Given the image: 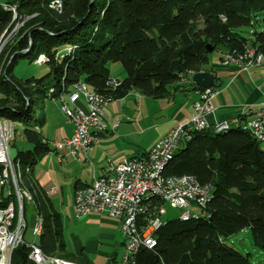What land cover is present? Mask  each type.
Here are the masks:
<instances>
[{
    "label": "trees",
    "instance_id": "obj_1",
    "mask_svg": "<svg viewBox=\"0 0 264 264\" xmlns=\"http://www.w3.org/2000/svg\"><path fill=\"white\" fill-rule=\"evenodd\" d=\"M16 2L15 19L0 4V39L16 23L24 24L0 54V116L22 125L32 146L12 159L16 183L42 220L41 234L31 245L48 258L93 264L83 254L66 252L61 215L36 179L39 162L53 151L40 131L46 102L68 95L80 82L111 101L134 90L163 99L185 75L208 71L215 52L222 54L221 61L229 53L246 54L248 47L264 54L263 31L243 35L246 28L264 26V0H63L59 11L49 0L10 3ZM40 56L54 76L50 83L14 75L19 58L36 63ZM112 63L125 73L114 89L106 84ZM163 174L192 176L212 187V197L204 217L167 220L154 233L156 246L141 248L135 264H252L251 255L226 244L245 229L264 253V151L250 133L231 128L197 134ZM8 203L4 199L0 208ZM153 204L163 209L161 200ZM31 245L15 248L11 264H32Z\"/></svg>",
    "mask_w": 264,
    "mask_h": 264
},
{
    "label": "built area",
    "instance_id": "obj_2",
    "mask_svg": "<svg viewBox=\"0 0 264 264\" xmlns=\"http://www.w3.org/2000/svg\"><path fill=\"white\" fill-rule=\"evenodd\" d=\"M9 11L16 15L14 3H10ZM261 54L255 53L248 47L244 55L230 53L224 55L221 63L222 65L240 64L246 69L249 65H261ZM43 57L40 56L36 63H41ZM106 84L114 89L120 84V80L109 78ZM52 92L53 90H50V93ZM217 95L218 90L214 86L199 90L190 120L170 130L149 151L132 156V161L123 160L117 166H111L108 173L94 178L90 184L80 186V194L74 195V214L77 219L90 215L107 216L120 221L122 235L130 234L127 258H121L119 264H135L137 253L144 248V240H153L152 248H154L156 246L154 233L167 221L163 219L166 211H161L160 206L153 204L151 208H148V215L142 217V223L132 224L134 211L141 207V197L149 194V189L159 188V194L168 197V205L178 211L177 218L180 220L188 221L193 219V215L206 212L204 199L212 192L211 186L201 185V192H193L190 189V182H197V180L192 176L155 177V165L159 162L164 150L168 149L170 143L185 142L187 127L250 126L251 136L259 144H264V101L249 112L250 119L247 121L234 118L229 122L215 121L211 124L207 118L215 113L213 99ZM80 99L84 100L86 110L77 106ZM110 102L112 101H108V98L101 94L92 95L88 90H84L82 82L72 88L71 112L60 110L73 127L72 134L53 142L54 148L65 147V154H58L60 158L77 157L80 154L86 156L92 150L93 146L98 143L100 135L106 131L103 115L104 108ZM0 130L7 131V140H0V150L4 176H9L7 155L15 138L16 125L0 120ZM78 161L81 160L78 159ZM56 191L55 187L48 189L49 195ZM4 199L8 200L9 209L3 210L0 218V262L2 264H6V256L11 253V248H17L24 243V232L27 227L25 200L16 193L11 180L8 190H1L0 183V202ZM33 256L35 257L34 253Z\"/></svg>",
    "mask_w": 264,
    "mask_h": 264
},
{
    "label": "crops",
    "instance_id": "obj_3",
    "mask_svg": "<svg viewBox=\"0 0 264 264\" xmlns=\"http://www.w3.org/2000/svg\"><path fill=\"white\" fill-rule=\"evenodd\" d=\"M215 53L214 56H210L207 68L209 69L208 72H212L214 75V85L218 90V95L213 99L215 113L213 116H208L207 120L211 124L215 121L229 122L234 118L247 121L250 119L249 112L264 101V59L261 65H249L244 69L243 65L240 64L222 65V54L220 52ZM110 78L116 77L110 74ZM198 88L199 87L192 82L191 76L185 75L180 82L171 87L168 97L153 99L156 100V102H153L156 108L155 113L149 110L148 98L146 97V99L145 96L135 90L130 92H134L138 95L137 100L135 99V105L132 103L133 96L129 99L128 95L130 93L123 99L110 102L106 105L107 110L104 108L103 115L106 131L100 135L98 143L93 146L92 150L89 151L86 156L80 154L77 157H59V162H55L59 164V166L55 164V177L58 179L60 187L53 182L52 178L51 181L50 178L47 180L48 183H44L43 180L47 178L48 173L42 172L40 169L35 172L38 184L45 190L51 201L52 195L54 194L49 195L48 189L55 187L57 189L55 193H57L60 188L63 193L62 184H68L70 189L69 211L73 212L75 189L82 185L90 184L94 178L108 173L111 166H117L123 160L128 161L136 154L149 151L156 142L168 134L175 126L190 120L193 114V104L198 99ZM63 99L68 101V95L63 96ZM151 99L152 98H149V101H151ZM50 101L53 104L51 113H53V111L56 113L58 111L60 112L59 100L55 99ZM143 105L146 109H144ZM77 106L86 110V104L83 99L77 102ZM137 109L141 112L142 116H144L143 113L146 111L149 117L155 114L156 116L161 115L162 117V122H157L152 125L154 128L162 126L161 133H159L156 139L149 145L150 147L144 150L138 147V145H131V143L127 141L130 133H128L127 128L123 127L127 125L125 123L130 125L134 123L132 122L134 120L133 118H135L134 116L137 118L139 117V114L131 115V112L133 113V111ZM44 115L45 123L43 126H45L47 119L46 113H44ZM62 118L64 122L59 128H65V134L61 135L55 142L69 137L72 134V125L63 115ZM121 129L126 133L120 132ZM42 130L43 127L40 130L41 135ZM44 139L52 148L53 151L51 153L53 156L65 154V147L54 148L53 142L49 141L47 138ZM131 146H133V148ZM62 148L63 150H61ZM78 159L81 161H78ZM83 173L87 174L85 178L83 177ZM57 211L61 215V220H63V214L59 210ZM36 217L38 219L37 215ZM67 220H69L68 217ZM76 220H74L72 224L75 232L73 235L66 237L63 230L66 252L73 256L83 254L93 264H119L121 258H123L125 254L124 238L121 234L120 221L101 215H90L81 219L76 218ZM33 221L34 218L32 217V222ZM26 224L24 242L28 228L27 219Z\"/></svg>",
    "mask_w": 264,
    "mask_h": 264
},
{
    "label": "rangeland",
    "instance_id": "obj_4",
    "mask_svg": "<svg viewBox=\"0 0 264 264\" xmlns=\"http://www.w3.org/2000/svg\"><path fill=\"white\" fill-rule=\"evenodd\" d=\"M15 1L16 0H0V4L6 3V2L10 3V2H15ZM15 18H16V15H13V19ZM23 25H24L23 22L16 23L14 27L12 28V31L9 34L2 36V38L0 39V54L2 53L7 43L11 40L12 36H15L19 32V30L22 28ZM263 28H264L263 24L255 25L254 28H246L245 33L243 35L245 37H248V32L251 29L256 30L257 32H260V31H263ZM215 54L216 53H213L212 55L214 56ZM109 70H110L111 76L116 77L120 81L124 79L125 73H124L123 67L120 64L118 63L110 64ZM14 75L20 80H26V79L33 78L35 80H42L45 83H50L54 78L53 74L50 73L49 65L28 63L25 59H21V58L17 60L14 66ZM128 96H129V99L132 98L133 96L132 103L133 105H135V99L137 100L138 95L132 92ZM32 99L33 101H35L36 99L35 95L32 96ZM25 102L26 104H28L29 102L28 99H26ZM147 102L149 103V110L155 113L156 108L154 106L155 103L153 102H156V100L151 99V101H149V98H148ZM52 105L53 104L51 103L50 100L47 101L45 104L44 113H46L47 119H46L45 126H43L42 136L44 138L49 139V141L51 142H55L56 139H59L61 135L65 134V128H62V129L59 128V126L63 124L64 120L59 111L57 113L55 111L51 113ZM105 109L107 110V107H105ZM144 109H146L145 106H144ZM136 114H139V117L137 118L136 116H134L135 118H133L134 120L132 121L134 123H131V125L128 123H125L127 125L123 126L124 128H127L128 133H130L127 141L130 142L131 145L133 146L138 145V147H140L143 150L148 149L150 147L149 145L156 139V137L162 131V126H158L154 128L152 125L157 122H162L161 121L162 117L161 115L156 116V114L149 117L146 111L143 113L144 116H142L141 112L138 109L136 111H133V113L131 112V115H136ZM0 118L2 120L7 119L1 116ZM7 120L11 121L10 119H7ZM16 130L17 131L15 133L14 141L11 143L10 149H9L12 159H14L19 152H26V151L32 150V146L28 144L24 138L22 125H18V126L16 125ZM120 132H124V131L121 129ZM204 133L212 134V131L209 129V130L204 131ZM133 146L131 147L133 148ZM260 148L264 151V144H260ZM61 150H63V148ZM55 162H59V155L53 156L52 153L47 154L41 159L38 166L36 167V170L40 169L42 172L48 173L47 178L43 180L44 183H48L47 180H49L50 178V181H51V178H52L53 182L57 184V186L60 187V185L58 184L59 181L55 177L56 175L55 174L56 172L55 164H57V166H59V164ZM86 176L87 174L83 173V177L85 178ZM12 177L13 176L10 175L9 180H11L13 187L15 188V191H16V188L19 190L20 188L18 187L16 183V175H15V180H14V177L13 178ZM62 187H63V193L61 192L59 188V191L57 193H54V195H52V203L55 209L59 210L63 214L62 225H63L64 235H66V237H70L71 235L75 233L72 227V224L74 220H76V217L74 214V210L73 212L69 211L70 209L69 186L68 184H62ZM19 195H22V193H20ZM23 196L24 195H22V197ZM24 200L26 204L25 206L26 219L28 221V228L25 234V243L27 245H31L37 239L36 237L33 236L32 232L34 231L39 218L37 219L36 217L35 210L33 206L31 205V200L28 201V199L26 198ZM163 211H166V214L163 217L164 220L175 219L178 215V211L170 208V206L167 203L164 204ZM196 215H199V214H196ZM32 217L34 218L33 222H32ZM67 217L69 218V220H67ZM226 244L234 247L239 253H241L244 256L248 254L251 255L250 260L252 264H264V253L262 251H259L253 246L252 236H251L249 229L243 230L238 236L229 237L226 240Z\"/></svg>",
    "mask_w": 264,
    "mask_h": 264
},
{
    "label": "bare ground",
    "instance_id": "obj_5",
    "mask_svg": "<svg viewBox=\"0 0 264 264\" xmlns=\"http://www.w3.org/2000/svg\"><path fill=\"white\" fill-rule=\"evenodd\" d=\"M62 1L63 0H49V3H50V6L52 9L59 11L62 8ZM17 2L14 3V11H16ZM1 6L5 10L9 11L10 3H8V2L2 3ZM59 57H60V59H64L65 56L63 54H60ZM263 59H264V54H261V61H263ZM44 62H45V59L43 58L42 62L38 63V64H43ZM82 88L84 90H88L89 93L92 95H100L94 91H91L83 83H82ZM108 101H111V100L108 99ZM59 102H60V110L63 109V112H71V106H70L71 105V103H70L71 102V93L68 94V101H65L63 99V97H61V98H59ZM0 120L3 121L4 123L13 124L11 121H9L7 119L2 120L0 118ZM231 128H241L243 131H246V132L251 134L250 126L221 125V126H216V127H202V126L187 127V139L185 140V142L170 143L168 149L164 150V153L162 154L161 158L159 159V162H157L155 165V177L156 178H164L163 173H164L165 167L173 159L174 155L181 148H184L186 146V144L188 142H190L195 135L201 134L208 129H210L212 131V134L214 135V134L226 132ZM0 140H7V131L6 130H0ZM128 161H132V158L129 159ZM7 167H8L9 176L10 175L13 176L14 180H15V171H14V167H13V163H12V157L10 155V150L8 151V155H7ZM9 176H4V170H3V167L1 164V150H0L1 190H8L9 189V185H10ZM190 189L193 192H201V185L198 182H190ZM16 192L18 194L22 193V195H24L23 198L25 197L28 199V201H30V199L27 197V195L25 193L21 192L20 189L18 190L16 188ZM79 194H80V187L75 189V192H74V195H79ZM22 195H21V197H22ZM211 197H212V192H210L208 194V196L206 197V199H204L205 208H206L208 202L210 201ZM154 199H159L164 204L165 203L168 204V197H165V195H163V194H159V188L149 189V194H144L141 197V207L138 208V210L134 211V215L132 216V224H138L139 219L148 214V208H151L150 202ZM8 209H9V203L6 205V207L0 208V218L2 216L3 210H8ZM161 211H163V209H161ZM204 216H205V213L199 214V215L195 214V215H193V218H197V217L199 218V217H204ZM41 231H42V220L39 218V220L36 224V227H35L34 231L32 232L33 236L36 238L39 237V235L41 234ZM123 238H124V245H125V254H124L123 258H127L128 242L130 241V234H123ZM144 247L152 248L153 247V240H144ZM14 249L15 248H11V253L6 256V264H11V257H12V253H13ZM31 251H33L35 257L33 256V253L30 252V254L28 256V260H30V262L32 264H76V263L64 261L61 259L45 257L42 254V252L40 251V249L35 245L31 246ZM0 264H2V263L0 262Z\"/></svg>",
    "mask_w": 264,
    "mask_h": 264
},
{
    "label": "water",
    "instance_id": "obj_6",
    "mask_svg": "<svg viewBox=\"0 0 264 264\" xmlns=\"http://www.w3.org/2000/svg\"><path fill=\"white\" fill-rule=\"evenodd\" d=\"M212 51L213 48L208 47V52L211 53ZM191 80L197 87L202 89H209L213 87L215 83L214 75L212 74V72H208V71H200L194 73L191 76Z\"/></svg>",
    "mask_w": 264,
    "mask_h": 264
}]
</instances>
